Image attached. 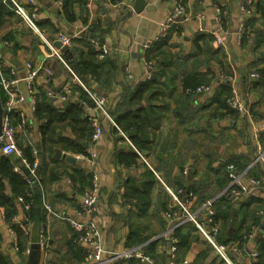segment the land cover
<instances>
[{"label": "crops", "instance_id": "1", "mask_svg": "<svg viewBox=\"0 0 264 264\" xmlns=\"http://www.w3.org/2000/svg\"><path fill=\"white\" fill-rule=\"evenodd\" d=\"M20 1L27 9L37 12V23L42 35L53 43L59 40L61 32L79 37L83 32H89L91 35L90 32L94 27L99 35L94 40H98L107 48L106 52L100 51L98 54L100 59L106 61L102 69V85L107 88L97 92L99 83L92 75L89 76L87 83L84 82L98 96L105 99V108L108 111L115 101L120 99L124 86L135 87L144 78L143 57L147 51L143 49L142 44L156 34L168 9L181 0H146L140 10L135 9L136 0H126V4L122 6L118 5L117 1L94 0L91 8L86 7L89 19L87 24L84 23L86 15L78 5L75 6V20L70 22L63 18L61 0H35L36 5H31L27 0ZM183 1L187 7V18L175 28L176 31L172 33L165 47L166 50L171 53L178 51L189 53L197 35L212 34L214 39L210 46L213 50L219 48L224 53L230 69L212 60L209 66L200 64L199 70L205 71L208 67L213 71L214 77L210 84L214 85L215 89L222 71L233 76L254 118L238 112L236 115L227 114L224 109L218 107L217 102L210 103L213 93L196 97V102L190 103L192 114L181 118L176 114L180 102L179 94L182 90L181 78L184 75L180 69L189 70L191 66L189 63L178 67L176 63L166 62L167 71L163 82H169L172 77V86L176 87V90L165 88L166 93L150 99L157 105L167 104V110L163 113L160 126L152 129L155 134L152 148L158 152L153 149L146 156L117 126L112 116L109 114L115 124L97 107L84 89L83 92L92 103L94 102L93 104L83 98L79 100L78 91H75L76 96L70 95L67 100L50 97L53 99V106L59 111L73 101H81L85 114L89 117L97 116L103 128V134L93 144V148L98 153L101 180L95 219L101 227L104 245L107 249L119 251L139 243L138 238L148 237L147 243L156 241L152 248L155 258L152 257L157 264H168V258L171 257V247L168 248V245H171L170 240L159 235L168 225L164 213L173 207L177 208L173 193L179 198L181 189L175 190L174 180L187 176L198 184L200 189L191 192L187 198L191 209H196L202 206L206 198L219 191V185L227 181L224 177L229 162L244 168L250 164L260 147L264 146V129L259 139L254 136V125L264 121V83L253 90H246V76L249 71H253L255 67L264 68V59L261 58L264 55V38L258 50L253 51L251 46L255 32L253 33L248 20L244 35L248 37L249 42L243 43L244 35L239 41L240 7L244 0H216L218 3L213 0ZM251 1L254 4V14L251 17L255 19L253 25L256 29L264 31V0ZM215 5L221 6L225 11L224 27L215 22ZM6 8L0 10V41L3 39L10 41V45L5 48L6 63L14 65L19 72H22L27 61L32 63L44 61L51 69V73L47 76L41 74L37 78L36 85L39 89L48 87L62 89L66 84H72V88L74 85L80 86L67 66L51 53L50 47L43 41L41 35L31 29L19 14L9 7ZM198 13L202 16H197ZM224 29H227L228 33H225V40L219 45L215 42V33L221 34L225 32ZM198 46L202 48L200 55L203 56L204 42L200 40ZM61 48L58 49L61 51ZM129 75L133 78H129ZM2 93L4 94L0 89L3 105L5 96L3 98ZM24 106L28 108V103ZM195 107L202 108L194 111ZM255 113L259 117L256 118ZM42 122L35 110L31 120L30 141L23 136L25 141L20 140L22 139L20 137L18 145L22 141L23 145L32 146V141L38 147L41 166L39 164L40 171L37 172V176L40 174L42 178L49 177L54 169L56 171L53 173L60 174V177L53 182L48 181L44 185L40 181L35 183L41 188V198L44 196L52 207L63 214L73 215L80 208L84 191L90 184L78 189L69 175L75 172V167L84 169L90 174L91 183L92 176L87 158L89 153L79 157L80 153L69 152L61 147V144L51 146L49 143H43L40 129ZM56 130L65 135L72 133L70 126L62 122L56 123ZM19 147L22 148L20 145ZM162 147L166 148V152H162ZM58 150L63 154L73 155L75 162L57 156ZM134 153L139 155L138 161L131 160L135 156ZM148 169L153 171L154 177L148 173ZM250 172L264 179V160L257 163ZM18 197L19 195L16 199L17 212L14 214L17 217L15 219L11 217V224L0 217L2 237L0 250L10 256L15 264H27L30 249L34 243H39V233L44 224L49 244L46 251L41 248V264L77 263L82 254L73 253L74 231L67 222L54 216L50 217L47 212L45 221H39L37 216L32 218L30 215L31 233L26 235L27 248L21 247L16 232L13 236L9 231V225L13 227L16 225L22 230L23 210ZM228 205L230 207L226 215L218 216L216 219L214 217V225L218 230L215 234L216 242L227 246L226 253L232 264H255L261 256V239H264V213L261 212L264 210V185L237 199L229 197ZM1 209L4 207L0 205ZM192 234L198 235L197 238L189 241L186 250H178L172 259L174 264H208L209 262L228 264L198 229ZM15 239L19 242V251L13 248ZM254 251L258 252L256 258L251 256Z\"/></svg>", "mask_w": 264, "mask_h": 264}, {"label": "trees", "instance_id": "2", "mask_svg": "<svg viewBox=\"0 0 264 264\" xmlns=\"http://www.w3.org/2000/svg\"><path fill=\"white\" fill-rule=\"evenodd\" d=\"M62 1V10L61 13L63 18L73 22L76 17L75 6L81 7L84 11V23L87 24L89 19L87 18V9H86V1L87 0H61ZM118 0H112L115 2ZM213 2L218 3L216 0ZM178 3H182L185 5L184 1L181 0ZM245 4L249 3V0H244ZM253 4V3H249ZM254 6V4H253ZM7 6L3 3V0H0V10H5ZM264 13V12H263ZM253 17V16H251ZM248 19V24L251 23V28L253 29V46H251L253 51H257L261 42L264 38V31L256 29L253 25L255 19ZM226 17H223L222 24L225 25ZM171 29L170 33L162 38L161 40L154 43L151 49H149L145 56L147 59L153 62V75L151 79L142 78L141 81L134 86H124L122 93L120 95V99L115 101L113 107H111L108 112L116 122L117 126L123 130L129 139L133 142V144L140 150L143 155L148 156L149 151L153 150V144L155 141V134L152 132L153 128H158L161 124L160 120L163 116V113L167 110V104L163 103L162 105H157L150 101L154 97H158L160 94L166 93L165 88H170L171 90H176V87L172 86L173 78L171 77L170 81L165 83L163 82V77L167 71V64L176 63L178 67H182L184 64H189L191 68L189 70L180 69L181 72L184 73L181 78V92L179 94L180 102L176 109V114L181 118H185L190 116L191 109L190 103L196 102V97L202 95L196 91L197 87L201 84H209L214 77L213 71L206 67L205 71H200V64H205L209 66L212 60L217 61L220 66L229 68L226 63V59L224 53L221 52L219 48L213 50L210 46L214 39L212 34L201 33L197 35L193 40V47L189 53H184L183 51H178L171 53L166 50V45L171 38L172 33L175 28ZM180 29V28H179ZM177 29V30H179ZM176 31V30H175ZM91 35L89 32H83L79 37H72L73 45L68 47L61 48V54L66 61V63L72 68V70L86 83L89 81V76H95L96 80L99 83V88H97V92H100V89L104 88V84L102 85V69L105 65L106 61L104 59H100L98 54L99 50L96 49L92 40L96 39L99 35H97L94 27L91 30ZM200 40L204 42L205 45V54L203 56L200 55L202 48L199 45ZM249 42L248 37H243V43L247 44ZM87 50V51H86ZM264 55L261 56V58ZM105 58V57H104ZM169 60V61H167ZM230 69V68H229ZM251 70V69H250ZM259 73V77L251 80L249 78V73L246 76L247 81V89L253 90V88L259 87L260 84L264 83V68L255 67L252 69ZM50 75V74H49ZM47 76V75H46ZM218 86L213 89V96L210 97L211 102H217L218 107L224 109L227 114L236 115V111L230 108L227 104V97L231 92V83L227 79L217 80ZM171 83V84H169ZM171 85V86H170ZM37 93V106H36V115L39 119H42L43 122L40 124V129L42 132V140L43 143H49L51 146L62 145L65 150L73 153H87V149L90 144L91 135L93 132V126L89 119V116L85 114L84 108L82 106L81 100L82 98L90 102L86 97V94L83 92V88L78 85L73 86V91H78L80 99L69 103L67 106L63 108L62 111H59L53 106V99L48 97L46 94V89L38 88ZM174 92V91H173ZM172 93V91H170ZM2 97L4 98V94L2 93ZM147 100V101H146ZM95 105V104H94ZM201 106V105H200ZM202 107H195L194 111L197 109H201ZM86 116H85V115ZM255 117H259L258 114L255 113ZM62 122L64 125L70 126L72 133L70 135H65L63 133H59L56 130V123ZM57 132V133H56ZM73 136V137H72ZM264 143V142H263ZM22 141L19 145L22 147L23 156L28 159L31 163L35 160V155L33 154V148L30 145H23ZM156 153L158 152L154 149ZM162 152H166V148H161ZM135 156L131 160L138 161L139 155L134 153ZM157 157V156H156ZM21 158L18 156H7L0 154V205L5 208V212L7 215L6 221L8 224L10 223L11 217L16 214V199L18 195L25 194L26 189L28 188L27 182L25 180V176L30 173L29 169L25 165H20L21 171H15L14 165L20 164ZM230 163V162H229ZM41 166V163H40ZM237 167V166H236ZM239 170L243 169L242 166L237 167ZM245 168V167H244ZM227 170V169H226ZM40 171V167L38 168ZM56 170H52L48 176L42 178V176H37L39 181L44 185L48 181L53 182L60 177V174L57 175L53 172ZM74 173L69 176L73 180L76 188H85V186L90 184V174L86 173L84 169L75 167ZM63 171L62 174H64ZM148 173L152 176L153 171L148 169ZM44 175V170L42 172ZM195 173H193V176ZM192 176V177H193ZM154 177V176H153ZM227 181L219 185V190L227 185L229 182V169L226 171L225 177ZM35 182V180H34ZM176 189H181L179 193V198L181 200H187L189 194L191 192H196L197 189H200L198 184L194 182V179H190L189 177H180L174 180ZM78 188V189H79ZM29 189L32 190L33 195V205L29 210V215L31 217H38L39 221H45L46 218V210L42 203L41 198V188L38 184L34 183L32 187ZM215 195L213 193L209 197ZM208 197V198H209ZM228 195H225L219 199L216 203V212L215 219L218 216H224L228 212L229 201ZM140 199V197H138ZM207 199V198H206ZM205 199V200H206ZM227 204V205H226ZM226 206V207H224ZM14 223H12L13 225ZM165 227V226H164ZM163 227V228H164ZM14 229L17 237L20 241L22 248H27L28 237L22 232L20 228L14 225ZM190 232H186V231ZM197 230L195 224L191 221L186 222L185 225L179 227L176 230L175 235L178 237V250H186L189 241L193 238H197L198 235H193ZM192 232V233H191ZM134 233V232H133ZM74 238V236H73ZM1 234H0V242H1ZM148 237L138 238V242L135 245L145 243L148 241ZM156 241H149L147 243L146 252L154 257L152 248ZM72 245L73 253L80 252L82 257L75 264H82L85 259V251L81 246L79 247L77 243L74 241ZM133 246V245H129ZM261 256L258 257V261L255 264H264V239H261ZM76 248V249H75ZM206 255V254H205ZM155 258V257H154ZM134 260H120L115 262L114 264H133ZM0 264H15L11 257L5 255L0 250ZM196 264V263H195ZM208 264H215L214 262H209Z\"/></svg>", "mask_w": 264, "mask_h": 264}, {"label": "built area", "instance_id": "3", "mask_svg": "<svg viewBox=\"0 0 264 264\" xmlns=\"http://www.w3.org/2000/svg\"><path fill=\"white\" fill-rule=\"evenodd\" d=\"M4 4L7 5L14 12L19 14L25 21L26 24L33 29L35 32L39 33L43 41L50 47L51 53L56 55L69 69L70 73L77 83L88 93V95L93 99L97 107L109 117V119L114 123L113 119L109 115L105 108V99L98 96L85 82L82 80L66 63L61 51L54 46V43L49 39L45 38L39 28L37 23V12L35 10L31 11L20 0H3ZM31 5H36L35 0H27ZM94 0H87L86 6L91 8ZM249 3H252L249 0ZM243 3L240 7L241 22L239 27V41H241L242 36L246 30V24L248 19L254 14L253 4ZM118 5H125L126 0H118ZM215 22L223 26V17H225V11L221 6H214ZM197 16H202L198 13ZM187 18V7L182 3H176L171 6L165 16L162 18L159 29L156 34L148 38L142 44L145 51L152 48L154 43L166 37L173 27L180 25L182 21ZM223 33H215V42L221 45L225 40V33H228L227 29H224ZM59 40L62 42L64 47L71 46L73 44L72 36L61 32L59 35ZM94 46L97 50L102 53L107 51V48L101 44L98 40H92ZM10 45L8 39H3L0 41V89L4 92V113L2 119V129L0 133V154L2 155H16L21 158L20 164L14 165L15 171H21L20 165H25L29 171L30 175L25 176L28 188L25 194L19 195L18 200L22 203V219L21 227L25 235H30L31 233V219L29 215V210L33 205V193L29 189L33 186L35 182H39L37 178V172L40 164L39 160V149L33 142V154L36 156L33 163L28 161L27 158L23 156V150L18 145V139L20 137H27L30 141V129L32 128L31 120L33 119V113L37 106V93L38 88L36 85L37 78L43 75H49L51 69L46 66L44 61L40 63H32V61H27L24 65V70L19 72L14 65H8L5 60V48ZM153 62L143 57V77L151 79L153 75ZM259 77V73L256 71H251L249 73V78L251 80ZM129 78H133L129 75ZM227 79L231 81V92L227 97V104L230 108L236 112L253 117L249 106L246 103L243 93L240 90L238 84L235 83L233 76L229 73L222 71L220 74V80ZM214 85L212 84H201L197 87L196 91L202 95H209L213 92ZM46 94L52 98H59L62 100H67L70 95H77V92L73 91L72 84H66L62 89L47 88ZM28 103V108L24 104ZM90 121L93 126V132L91 135V141L87 149L89 170L91 172V183L84 191V196L80 208H78L73 215L63 214L62 212L56 210L47 201L46 198L42 197L43 206L47 212V215L52 217H57L65 222H67L75 233V242L81 245L85 251V259L82 264H114L120 260H134L133 264H157L155 259L146 252L147 242L134 245L131 247H126L124 250H111L107 249L104 245L102 238L101 227L95 219V214L98 209L99 196L101 189L100 172L98 169V153L93 148V144L102 136L103 128L97 119V116H90ZM254 118V117H253ZM115 124V123H114ZM254 125V124H253ZM264 129V121H260L259 124L254 125V136L259 139L261 131ZM79 157H84V153H80ZM264 160V146L258 151L253 160L248 166L239 170L233 162L227 164L229 169V182L225 187L220 189L215 195L209 197L205 200L201 207L196 209H191L189 205V200L183 201L178 198L176 194L173 193V197L176 200L177 208L174 207L164 213L168 225L166 230L163 231L159 237H165L171 242V258L174 259L178 252V242L179 239L175 235L176 230L183 226L186 222H193L197 229L204 235V237L215 247L218 254L226 261L228 264H232L226 251L227 246L224 244H218L215 239V234L217 233V227L214 225V215L216 212V203L219 199L225 195L237 199L243 195H247L257 188H261L264 185V179L252 175L250 170L259 162ZM35 180V182H34ZM264 213V210L261 211ZM0 217L6 221L7 215L5 208L0 210ZM17 215H13L12 219H15ZM9 231L14 236L15 229L13 226L9 225ZM251 236V234H249ZM39 243L43 251L49 244V238L47 236L44 224L42 225L41 231L39 233ZM13 248L16 251L20 250V245L17 239L14 240ZM256 258L258 252L254 251L251 255ZM170 264H174L171 260Z\"/></svg>", "mask_w": 264, "mask_h": 264}, {"label": "water", "instance_id": "4", "mask_svg": "<svg viewBox=\"0 0 264 264\" xmlns=\"http://www.w3.org/2000/svg\"><path fill=\"white\" fill-rule=\"evenodd\" d=\"M145 1L146 0H136L135 9L136 10H140V8L143 6ZM54 46L56 48H61L63 45H62V42L60 40H58V41H56L54 43ZM244 74H246V71H244ZM3 113H4V107L2 105L1 94H0V133H1V129H2ZM57 156H63L67 160L75 162V157L73 155L63 154L61 150L57 151ZM170 247H171V245L169 244L168 248L170 249ZM171 260H172V258L169 257L168 258V264L171 263ZM27 264H41V247H40V243H34L32 245V248L30 249V252H29V255H28Z\"/></svg>", "mask_w": 264, "mask_h": 264}, {"label": "rangeland", "instance_id": "5", "mask_svg": "<svg viewBox=\"0 0 264 264\" xmlns=\"http://www.w3.org/2000/svg\"><path fill=\"white\" fill-rule=\"evenodd\" d=\"M24 139V141H25V138L24 137H22V139H20V140H23ZM20 140H19V142H20Z\"/></svg>", "mask_w": 264, "mask_h": 264}]
</instances>
